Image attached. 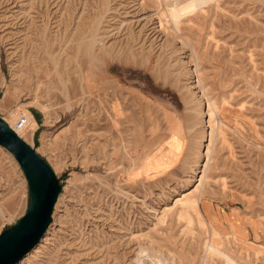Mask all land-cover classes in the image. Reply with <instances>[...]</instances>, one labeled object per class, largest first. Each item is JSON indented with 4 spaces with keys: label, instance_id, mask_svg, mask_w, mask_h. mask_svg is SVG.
<instances>
[{
    "label": "rangeland",
    "instance_id": "374dc122",
    "mask_svg": "<svg viewBox=\"0 0 264 264\" xmlns=\"http://www.w3.org/2000/svg\"><path fill=\"white\" fill-rule=\"evenodd\" d=\"M0 114L63 184L18 264H264V0H0Z\"/></svg>",
    "mask_w": 264,
    "mask_h": 264
},
{
    "label": "water",
    "instance_id": "95a60500",
    "mask_svg": "<svg viewBox=\"0 0 264 264\" xmlns=\"http://www.w3.org/2000/svg\"><path fill=\"white\" fill-rule=\"evenodd\" d=\"M0 145L20 164L28 182L29 200L23 215L0 231V264H18L44 236L63 184L50 163L0 114Z\"/></svg>",
    "mask_w": 264,
    "mask_h": 264
},
{
    "label": "built area",
    "instance_id": "2783aa9c",
    "mask_svg": "<svg viewBox=\"0 0 264 264\" xmlns=\"http://www.w3.org/2000/svg\"><path fill=\"white\" fill-rule=\"evenodd\" d=\"M28 123H29V117L26 114H22L21 116H19V118L14 124V127L12 128L17 132V130L26 128Z\"/></svg>",
    "mask_w": 264,
    "mask_h": 264
},
{
    "label": "bare ground",
    "instance_id": "6f19581e",
    "mask_svg": "<svg viewBox=\"0 0 264 264\" xmlns=\"http://www.w3.org/2000/svg\"><path fill=\"white\" fill-rule=\"evenodd\" d=\"M14 124H15V120H14ZM32 127H33V123H32L31 120L29 119V123H28V125L26 126V128L21 129V130H27V129L32 128ZM17 131H19V130H17Z\"/></svg>",
    "mask_w": 264,
    "mask_h": 264
}]
</instances>
